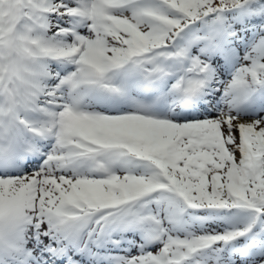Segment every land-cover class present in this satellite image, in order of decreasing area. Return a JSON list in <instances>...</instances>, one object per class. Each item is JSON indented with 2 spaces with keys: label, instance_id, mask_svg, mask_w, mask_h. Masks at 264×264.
Instances as JSON below:
<instances>
[{
  "label": "snow or ice",
  "instance_id": "obj_1",
  "mask_svg": "<svg viewBox=\"0 0 264 264\" xmlns=\"http://www.w3.org/2000/svg\"><path fill=\"white\" fill-rule=\"evenodd\" d=\"M0 264H264V0H0Z\"/></svg>",
  "mask_w": 264,
  "mask_h": 264
}]
</instances>
